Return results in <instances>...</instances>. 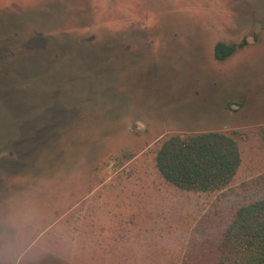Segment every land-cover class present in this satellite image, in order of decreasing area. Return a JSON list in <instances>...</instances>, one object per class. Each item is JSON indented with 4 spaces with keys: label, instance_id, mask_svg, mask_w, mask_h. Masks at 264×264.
<instances>
[{
    "label": "rangeland",
    "instance_id": "1",
    "mask_svg": "<svg viewBox=\"0 0 264 264\" xmlns=\"http://www.w3.org/2000/svg\"><path fill=\"white\" fill-rule=\"evenodd\" d=\"M207 131L230 183L167 184L161 141ZM263 196L264 0H0V264H215Z\"/></svg>",
    "mask_w": 264,
    "mask_h": 264
},
{
    "label": "trees",
    "instance_id": "2",
    "mask_svg": "<svg viewBox=\"0 0 264 264\" xmlns=\"http://www.w3.org/2000/svg\"><path fill=\"white\" fill-rule=\"evenodd\" d=\"M243 44L216 42L213 56L223 59ZM239 162L235 140L219 131L169 135L154 156L155 168L167 184L194 193L225 188ZM216 253L215 264H264V196L234 210L217 240Z\"/></svg>",
    "mask_w": 264,
    "mask_h": 264
}]
</instances>
